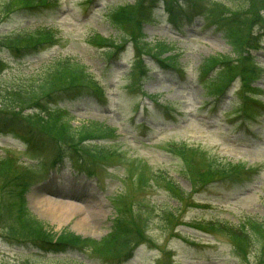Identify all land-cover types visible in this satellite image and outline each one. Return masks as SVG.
<instances>
[{
  "label": "rangeland",
  "instance_id": "rangeland-1",
  "mask_svg": "<svg viewBox=\"0 0 264 264\" xmlns=\"http://www.w3.org/2000/svg\"><path fill=\"white\" fill-rule=\"evenodd\" d=\"M136 1L142 0H53L50 3L55 4L53 7L32 13H14L8 20L0 21V35L45 26L53 28L52 34L59 36L57 44L39 53L16 57L10 52H0L5 67L0 83L18 85L30 81L42 74L57 57H72L102 82L105 102L94 97L66 99L52 105V112L59 111L54 107H61L69 112L68 117L75 127L97 122L112 127L117 134L115 139L102 142L114 155L105 160L108 162L93 166L97 171L96 179L75 171L70 162H67L68 166H60L58 171H45L56 154L53 145L45 143L38 151L42 136L25 143L0 132V156L12 158L16 169L10 174L0 172V264H55L70 260L75 261L74 264H106L102 255L109 256L115 250L111 246H114L113 241L124 237L122 231L112 236L117 224L114 222L123 215L127 218L131 211L128 220H134L136 224L132 245L145 243L131 259L121 264H172V258L176 264H263L262 239V242L256 239L252 249H247L217 222L239 227L248 226L251 220L264 225V108L259 111L262 114L256 118L251 135L246 133V121L235 112L241 102L237 92L239 82H235L220 99L206 94L207 89L199 83L197 68L212 56L236 58L233 47L225 30L214 24L212 17L196 16L191 23L175 28L166 6L155 8L151 21L143 23L146 40L154 46L172 47L183 71L180 74L160 69L146 57L153 69L144 91L147 95H158V102L169 106L162 112L165 117L156 112L158 108L147 95L131 94V87L137 88L142 69L141 60L135 62L133 43L121 56L110 60L104 49L91 44L90 39L96 34L118 39L122 33L112 21L114 7L124 3L132 5ZM208 1L221 4L215 6L216 11L238 15L233 31L242 24L240 31L244 37L252 35L253 30L264 29V11L258 9L260 0H248L247 8L239 13L230 11L226 5L237 7L243 1ZM143 3L146 4V0ZM179 5L186 8L188 2L179 0ZM255 56L253 68L259 77L255 86L264 91V48ZM257 97L264 99V94ZM180 146L185 149L186 156L175 152L174 148ZM200 153L213 161L214 169L237 164L240 169L252 167L253 172L240 174L239 178L246 182L213 181L207 184L196 181L187 162L193 159L195 168L199 169L202 165ZM28 165L40 174L26 193V206L36 219L54 232L65 229L81 239H90L85 241L88 248L84 252H46L8 239L6 227H13L17 233L22 229L16 210L6 205L7 191L16 180L13 175H20L22 167ZM140 171L146 178L139 183ZM175 187L184 194L174 190ZM53 188L62 192L76 193L77 189L81 193L92 192L99 197L98 205L103 204L102 222L82 226L78 223L82 218L78 213L66 221L54 219L45 210L46 203L43 207L40 200L67 201L71 196L54 193ZM88 199L89 196L86 201L80 198L76 203H80L79 207L96 204L95 200ZM98 205L96 210L100 209ZM129 205L131 208L126 213L120 211L121 207L124 209ZM4 213L10 215L1 218ZM106 244L110 245L108 250Z\"/></svg>",
  "mask_w": 264,
  "mask_h": 264
},
{
  "label": "trees",
  "instance_id": "trees-1",
  "mask_svg": "<svg viewBox=\"0 0 264 264\" xmlns=\"http://www.w3.org/2000/svg\"><path fill=\"white\" fill-rule=\"evenodd\" d=\"M50 1L0 0V21L8 19L17 10H32L39 6H45ZM240 1H243L241 5L237 7L226 5V8L239 13L241 9L244 10L249 5L248 0L247 4L245 0ZM137 2L132 5L124 4L114 13L112 21L122 33L118 39L106 38L99 34L91 37V44L100 49H104V54H106L107 58L114 57L129 42L134 43L137 56L152 54L157 57H163L164 54L172 50V48L169 49L165 45L154 46V44L146 40V35L143 33V23L144 21H149L151 9L156 4V0H146V4L143 3V0L140 3L138 2L139 4ZM259 3V11H264V0H260ZM219 5L221 4L215 2L211 12L213 15L219 14L214 18L219 22H223L224 26H226L227 37L233 45L237 57L233 59L229 56L217 55L210 57L204 62V71L210 70L217 64L221 67L217 81L211 83L212 94H217L218 91L220 92L226 83L231 82L237 76H242L246 82L245 87H249L248 81L253 78L254 69L251 66L253 61L247 49L255 47L257 44L252 35L248 34L244 37L240 31L242 24L239 23L238 29L233 31V25L236 23L238 15H228L223 11H216L215 6L218 7ZM169 8L172 9V7ZM54 37H56L55 33L52 34L51 30L45 28L13 34L3 33L0 35V51L2 48H6L15 53H22L24 50L37 49L49 44L53 41ZM175 57L170 55L164 58L169 62H176ZM2 61L0 59V71L4 67ZM100 92H102L100 81L88 71L84 64L76 61L72 57L58 58L35 79L19 83L18 85L0 83V98H2L0 101V132H11L27 140H30L34 135H40L44 139L43 143L53 145V149L57 150V148L61 149L67 146L72 151L83 152L91 158H97L103 161L109 160L114 155V152L110 147H107L101 142L115 138V129L97 122L75 127L71 124L70 119L66 115L67 113L62 112L60 108L57 113H53L51 110L52 105H57L66 99L90 93L100 94ZM181 147L174 148L176 149L175 152L186 156L185 149H180ZM200 158L202 165L199 169L195 168L193 159L188 161L187 165L191 168L194 178L197 179L196 181H201L202 183L209 184L215 179L236 176L237 171L241 170L236 164H230L229 166H222L220 168L215 167L216 169H214L211 165L214 164L212 160L202 153H200ZM22 168L20 175H13V178L16 180L14 182L12 181L14 184H11L7 191L9 200L7 204L5 203L8 207L16 210V217L20 221L22 230L17 233L18 231L13 230V227H6L5 231L10 237L8 239L23 244H33L44 250H59L66 243L85 244L86 240H82L80 236L75 235L73 232L68 230H63L60 233L54 232L47 228L42 221L33 216L26 206L25 193L31 185V178L34 176L29 166ZM0 172L3 174L16 172L12 164V158L6 156L0 157ZM144 178H146L144 173L140 171L139 183ZM173 189L179 190L177 187ZM130 208V205L124 209L121 207L120 211L125 210L122 213H126ZM7 215L10 214L4 213L1 215V218ZM131 215L132 211L127 218L123 215L118 221L114 222L117 224L114 225L115 230L112 232V236L122 231L121 233L124 237L121 240L116 238L113 241L114 246H111L115 250L109 256H106V258H121L127 251L126 248L128 246H130L128 250L131 248L135 238L133 227L136 225L134 220H128ZM263 228L264 225L258 221L249 220L248 226L226 227V230L230 234H233L238 242L249 247L256 239L260 241L262 239L264 242ZM123 246H127L125 248L126 250ZM108 247L110 245L106 244L105 249L108 250ZM262 248L264 249V246ZM62 264L72 263L65 262Z\"/></svg>",
  "mask_w": 264,
  "mask_h": 264
},
{
  "label": "bare ground",
  "instance_id": "bare-ground-1",
  "mask_svg": "<svg viewBox=\"0 0 264 264\" xmlns=\"http://www.w3.org/2000/svg\"><path fill=\"white\" fill-rule=\"evenodd\" d=\"M53 190L55 191L54 193H58L59 195H69V196H73L74 193H72L71 191L68 192H62L61 190H59L58 188L55 189L53 188ZM57 201V202H56ZM70 201V200H67ZM64 200H55V199H46V198H42L40 200L41 204L43 207H47V209H45L46 211H48L50 213V215H52V217L54 219L57 220H68L71 217H73L76 213H78L79 215H81V219L78 221V223L80 225H85V224H92V225H96L100 222H102L103 219V214L101 213L103 210V204L98 202L100 201L98 197L95 198V205L93 204H87V206L83 204V207H79L80 203H76L73 202L72 200L70 202H67ZM46 203V206L45 204ZM82 204V203H81ZM98 205L97 208H100L99 210H96V206ZM56 207V208H53ZM58 207V208H57Z\"/></svg>",
  "mask_w": 264,
  "mask_h": 264
}]
</instances>
